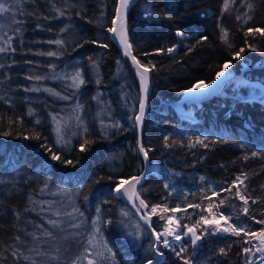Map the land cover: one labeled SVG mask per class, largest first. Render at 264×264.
I'll return each instance as SVG.
<instances>
[{
    "label": "trees",
    "instance_id": "trees-1",
    "mask_svg": "<svg viewBox=\"0 0 264 264\" xmlns=\"http://www.w3.org/2000/svg\"><path fill=\"white\" fill-rule=\"evenodd\" d=\"M0 2L12 7L0 16V47L7 49L0 53V133H10L0 134V264H31L32 259L74 264L88 246L97 216L111 249V258L101 264L155 260L153 234L114 191L120 179L141 175L146 167L135 120L141 86L108 31L119 0ZM132 3L127 13L131 51L152 72L142 144L156 166L139 186V209L150 215L153 205L167 206L169 211L150 215L161 234L169 216L193 227L212 213L259 232L264 229L256 222L264 220V90L256 85L264 86V36L245 33L264 28V0H235L227 10L225 0ZM181 31L183 37L177 35ZM55 40L64 43H49ZM50 51L57 55H40ZM226 63L245 85L232 80L209 98L180 101L195 84L214 81ZM78 71L85 83L77 89L71 77ZM54 116L63 121L62 146L56 143ZM48 149L61 160H52ZM237 177L244 180L238 188L233 187ZM237 191L248 197V214ZM140 199L149 207L142 208ZM201 224L196 246L190 236L170 240L175 251L160 243V264H184L188 258L192 264H247L243 249L253 237L204 234L213 228ZM186 230L181 227L179 234ZM181 247L187 251L177 256ZM14 251L23 255L17 259Z\"/></svg>",
    "mask_w": 264,
    "mask_h": 264
},
{
    "label": "snow or ice",
    "instance_id": "snow-or-ice-1",
    "mask_svg": "<svg viewBox=\"0 0 264 264\" xmlns=\"http://www.w3.org/2000/svg\"><path fill=\"white\" fill-rule=\"evenodd\" d=\"M133 2V0H119V8L117 9L116 11V18L112 21L113 23V27L109 28L108 31L113 33V36L114 37H118L119 38V41L120 43L124 46V54L126 56H130L134 65L137 67V71H138V74L140 76V80H141V85H142V91L144 93V96H143V99L140 101V104H139V115L135 117V120L139 123H142L143 122V117H144V112H145V107H146V102H147V96H148V73L150 71V69L144 65H142L140 63V61L136 58V56L132 55L130 49L132 48V44L129 42V39H128V35H127V24H126V18H127V10L129 8V5ZM235 3V0H225V3H224V8L225 10H227L230 6V4H234ZM247 7L249 9L252 8V5L251 4H248ZM12 11V7L11 5L7 4L6 2H0V16L6 14V13H11ZM59 11V10H58ZM61 15H63V12L60 13ZM245 15L247 16V13H245ZM238 19H240V17H238ZM248 19L250 20L251 17L248 16ZM117 21H119V25H118V29H117ZM245 23H247V20L244 21ZM248 34H259L261 36H264V28H256V29H253V28H249L247 30V32L245 33V35H248ZM177 35L183 37L185 35L184 32H178ZM227 32L224 31L223 32V36H224V39H225V42H227ZM10 39V38H9ZM204 39H207V37H204ZM7 42V41H5ZM49 43H55L57 45H62L64 42L62 40H55V41H50ZM93 43H96V41H93ZM102 47H107V45H102ZM249 47H251V45H249ZM7 49H5L4 47H0V53L2 52H5ZM253 51H258V49L256 48H252ZM14 51V49H13ZM174 51L173 48H168L167 49V52L168 53H172ZM244 51L243 48L239 49L238 52L235 53L236 55V58H240V53H242ZM48 55V56H56L57 53L56 52H47V53H40V55ZM229 64H224L222 66L223 69H228L229 68ZM152 67H155V65H152ZM140 69H142V71H140ZM220 75H222V73H217V76L219 77ZM29 79H31V77H29ZM36 79H41V77L37 76ZM71 80H72V86L75 87V88H79L81 85H83L85 83L83 77H82V74L81 72H76L72 77H71ZM212 83H216V81H212ZM197 89H200V90H203L204 88L206 87H209V85H204L203 82H201L200 84H197L195 86ZM32 91H36L37 89H31ZM191 91V89H190ZM56 95H59V93H56ZM64 99H67V97H63ZM31 114V113H30ZM53 119L55 120L56 117H53ZM77 119H79V117H77ZM37 123H39V121H37ZM111 128L113 129H118L119 128V125H116V124H113L110 126ZM85 132H87V128L85 127L84 129ZM60 133V125H59V122H57V134H58V138H57V141L56 143L59 144L61 142V139L62 137H60L59 135ZM2 135H10V133L8 132H3V133H0ZM35 139H40V137L37 135L34 137ZM92 141H88V140H85L84 141V144H88V143H91ZM201 144H203V141H200ZM165 144L166 146L167 145V141H165ZM207 145H205L206 147ZM81 150H84V146L82 145L81 146ZM48 151L51 152V149H48ZM139 151L143 154V156L145 157V159L148 158V150H146L143 146V144H139ZM253 156H256L258 155L257 153H253L252 154ZM247 158V157H245ZM51 159L52 160H61V157L59 155H57L55 152H51ZM62 163H68V164H71L72 161H61ZM244 176V179H247V174H243ZM143 179V177L141 176H132L130 178H128L127 180L125 179H120L118 184L116 185L115 187V192L117 194H122V195H125L127 196V198L129 200H133L134 198H138L140 193L136 190V186L140 184V181ZM203 177H201V180L203 181ZM244 183V180L241 179L240 177H237L235 181H233V187H237L241 184ZM125 185H127V187H125ZM165 187H167V185H165ZM224 191H231V188H228V189H224ZM213 195H217V193H213ZM236 196L239 197V199L241 201H243V204H244V207H243V212L245 214H248L249 212V209H248V197L246 195H243L240 193V191H237ZM256 201L253 200V203H255ZM221 204H223V201H220ZM139 204L142 208H148L149 205L143 200V199H140L139 200ZM196 207H199V205H196ZM212 205L210 204L209 205V208H211ZM160 209L161 211H164V212H167L169 211V209L167 208L166 205L164 206H161V205H153L151 207V213L150 215H155L157 214V210ZM138 211L140 209H137ZM171 212H175L176 211V208H173L170 210ZM57 215H59V213H57ZM126 215V213H125ZM150 215H146L143 217L144 219V222L145 224L149 225V227H151V219H150ZM161 219H165L164 216H161L160 217ZM97 219H99V217H97ZM167 219V224L164 228V231L163 233H158L155 231V229H152V233L155 235V238H156V242L157 243H162L163 244V247L164 248H173V245H172V242L169 241V239H167V237H173L175 241H180L183 239L184 236H191V244L193 246H196L197 245V242L200 241L202 239V235H199L197 234V228L198 227H202V224L201 222H203V225H208L209 227L213 228V230L211 232H208L207 229H205V233L204 234H210V235H213V234H216L217 232H222V233H227V234H232V235H235V236H240L241 233L244 234V236H247V237H254L256 240L259 241V246H257L255 248V251L256 252H259L261 253V257L260 259L261 260H264V229H261L259 232H251L250 230L246 229L245 226H240V227H237L236 225L234 224H229L227 227H221L220 226V220H224V221H228L230 218L228 216H225L223 213H220L219 214V219H217V217L215 215H213L211 217V219H209L208 217H205V216H201L200 220L196 222V225L193 226V227H187V226H180L179 224V221L176 220L175 223H176V227H172L173 225V222H174V217L173 216H169L166 218ZM257 223L259 224H264V220H259V221H256ZM49 224L53 225L54 227L57 225V221L56 220H49L48 221ZM95 223V222H94ZM181 227H186V231L183 232V235L179 234V229ZM97 231H99V229H97ZM45 235L47 236H51L52 233L51 232H46ZM163 235V239L161 240V236ZM36 238V237H34ZM17 239H19V237H17ZM38 239V238H37ZM247 242V241H246ZM89 243L91 244L92 241L89 240ZM153 247V250L154 252L159 255V256H163L164 253L161 252L159 250L158 247H156L155 245L152 246ZM109 252H111V249H107ZM35 251V250H33ZM173 251H175V248H173ZM187 249H185L184 247H181L179 249L178 252H176V255L177 256H180L181 253H184L186 252ZM221 252L223 253L224 252V249H221ZM243 252L245 254H249V253H252L253 252V249L251 247H246L243 249ZM23 255L22 253H18L16 251L12 252V256L13 257H16L17 259L20 258V256ZM46 255V253H45ZM23 259L24 260H30L31 257L27 256V255H24L23 256ZM53 259H57V257H53ZM31 264H38V262L34 259L31 260ZM75 264V262H74ZM89 264H95L94 261H89ZM148 264H153V262L151 260L148 261ZM156 264H160L159 261L156 262ZM184 264H192V260L191 258H188V259H185L184 260ZM249 264H251V262H249Z\"/></svg>",
    "mask_w": 264,
    "mask_h": 264
},
{
    "label": "rangeland",
    "instance_id": "rangeland-1",
    "mask_svg": "<svg viewBox=\"0 0 264 264\" xmlns=\"http://www.w3.org/2000/svg\"><path fill=\"white\" fill-rule=\"evenodd\" d=\"M229 68H228V71L230 73V77L229 79H227L224 83H222V85L219 87L221 88L220 91L223 90V87L228 84L230 81L232 80H236L237 81V84L239 85H245L246 82L242 79V75H236L235 72L231 69V64H229ZM248 65H244L243 69H248ZM223 70V69H222ZM221 70V71H222ZM220 71V72H221ZM219 72V73H220ZM217 78V76H216ZM215 78V80H216ZM212 83V82H211ZM211 83H203V84H211ZM253 85V83H252ZM258 88H259V91H263L264 90V86H261V85H256ZM219 91V92H220ZM218 92V93H219ZM215 95V94H213ZM213 95H210L208 96L207 98L213 96ZM179 107V106H178ZM80 111V110H79ZM77 114L79 115L80 112H78V109H77ZM56 117V119L53 121L54 123V127H55V134H56V139L58 138V134H57V122H59V125H60V137H62L61 139V142L58 144L59 146H62L63 142H64V134H63V130H62V118L61 116H54ZM154 171V170H152ZM115 191V190H114ZM136 201H137V198H136ZM213 212V211H212ZM149 215V214H147ZM215 215L217 217V219H219V213H212L211 215H209V219H211V217ZM144 216H146L144 214ZM98 217V216H97ZM97 217L93 218V224L95 226V231L94 233L92 234V237H91V241L92 243H88V246L86 248V250L84 251V253L75 261V264H89V261H94L95 264H101L102 262L104 261H107L108 259L111 258L110 256V253L107 249H109L108 247V244L107 242L102 238L101 234L99 231H97L98 228V219ZM174 222H173V225L172 227H176V217H174ZM151 219V217H150ZM222 220H220V223H221ZM95 222V223H94ZM229 224L225 223V224H220L221 227H227ZM164 238V237H163ZM167 239L170 240H174L173 237H167ZM160 244V243H159ZM259 246V241L256 240L254 237L252 238V240L250 241V244L248 247H251L253 249V252L252 253H249L248 254V260H247V264H249V262H251V264H264V260H261L260 257H261V253L259 252H256L255 251V248Z\"/></svg>",
    "mask_w": 264,
    "mask_h": 264
},
{
    "label": "water",
    "instance_id": "water-1",
    "mask_svg": "<svg viewBox=\"0 0 264 264\" xmlns=\"http://www.w3.org/2000/svg\"><path fill=\"white\" fill-rule=\"evenodd\" d=\"M132 4H133V3H131V4L129 5V9H130V7L132 6ZM128 11H129V10H128ZM127 35H128V21H127ZM111 36H112L113 40L115 41V43L118 45V43H117L115 37L113 36V33H111ZM118 47H119V45H118ZM119 49H120V47H119ZM120 50H121V49H120ZM121 52H122V51H121ZM131 52H132V51H131ZM122 55H123L125 58L129 59V61L131 62V64H132L133 67L135 68V70H136V72H137V76H138L137 67L134 65V63H133L131 57H130V56H126L123 52H122ZM132 55H133V54H132ZM148 75H149V88H148V96H147V102H146V111H147V108H148V97H149V95H150V91H151V78H152V72H151V70L149 71ZM138 79H139V76H138ZM139 83H140V80H139ZM200 83H201V82H199V83H197V84H200ZM197 84H195L194 86H196ZM194 86H193V87H194ZM193 87H192V88H193ZM192 88H191V89H192ZM189 90H190V89H189ZM189 90H187V91H189ZM220 90H221V88H218V90H217L214 94H217ZM187 91H186V92H187ZM186 92H185V93H186ZM184 95H185V94H184ZM184 95H183V96H184ZM182 98H183V97H182ZM206 98H207V97H204V98H202V99H200V100H198V101L204 100V99H206ZM142 99H143V96H142ZM180 101H182V99H181ZM146 111H145V114H146ZM138 115H139V114H138ZM144 117H145V116H144ZM137 123H138V122H137ZM143 124H144V120H143V123H142L141 125L138 123V133H139V141H140L139 144H142ZM141 154H142V153H141ZM142 155H143V154H142ZM143 157H144V156H143ZM144 159H145V157H144ZM145 163H146L145 170L143 171V173H142L141 175H138V176L143 177V179L140 181V184L136 186V190H137V191H138V189H139V186L144 182V180H146V178H147L148 175H149V170H148L149 158L145 159ZM115 194H116V193H115ZM116 195H118V194H116ZM118 196H119V195H118ZM123 200L126 201V202L130 205V207L133 209V211L136 213L137 217L139 218L140 222H141L145 227H147V228L151 231V233H152V229H153L152 225H151V227H149V225L145 224L144 219H143V217H144L143 213L141 212V210H139V211L137 210V209H139V207H138V205H137V201H136V199H134V200H132V201H127V200H125V199H123ZM152 234H153V233H152ZM153 236H154V239H155V241H156V238H155V235H154V234H153ZM189 236H190V235H189ZM190 237H191V236H190ZM158 246H159V243L156 242V247H158ZM163 257H164V256H159V255H157L156 259L152 261L153 264H156L157 261L161 262V261L163 260ZM146 264H148V263H146Z\"/></svg>",
    "mask_w": 264,
    "mask_h": 264
},
{
    "label": "bare ground",
    "instance_id": "bare-ground-1",
    "mask_svg": "<svg viewBox=\"0 0 264 264\" xmlns=\"http://www.w3.org/2000/svg\"><path fill=\"white\" fill-rule=\"evenodd\" d=\"M128 10H129V8H128ZM128 10H127V13H128ZM126 24H127V18H126ZM118 25H119V21H117V29H118ZM115 39H116V41H117V43H118V45H119V47H120V49H121V51L124 53V46L120 43V41H119V38L118 37H115ZM130 51H131V49H130ZM132 53V52H131ZM140 71H142V69H140ZM220 73H222V75H220L219 77L217 76V78H216V83H211V84H207V85H209V87H206V88H204L203 90H200V89H197L195 86L191 89V91L189 90V91H187L186 93H185V95L183 96V98H182V101L183 102H186V101H197V100H200V99H202V98H204V97H208V96H210V95H213L217 90H218V88L222 85V83H224L227 79H229V77H230V73H229V71H228V69H223ZM138 76H139V74H138ZM139 80H140V76H139ZM204 85H206V84H204ZM140 86H141V91H142V85H141V80H140ZM148 88H149V75H148ZM142 94H143V96H144V93H143V91H142ZM145 111H146V107H145ZM144 116H145V112H144ZM143 120H144V117H143ZM139 123V122H138ZM143 123V122H142ZM142 123H139L140 125L142 124ZM148 170H149V172L150 171H152V170H156V166L155 165H151L150 163L148 164ZM125 187H127V185H125ZM116 193V192H115ZM117 194V193H116ZM120 197H122L123 199H125V200H127V201H132V200H129L128 198H127V196H125V195H122V194H118ZM134 199H136V198H134ZM133 199V200H134Z\"/></svg>",
    "mask_w": 264,
    "mask_h": 264
},
{
    "label": "built area",
    "instance_id": "built-area-1",
    "mask_svg": "<svg viewBox=\"0 0 264 264\" xmlns=\"http://www.w3.org/2000/svg\"><path fill=\"white\" fill-rule=\"evenodd\" d=\"M225 222H226V221H224V220L221 221L222 224H225ZM221 223H220V224H221Z\"/></svg>",
    "mask_w": 264,
    "mask_h": 264
}]
</instances>
